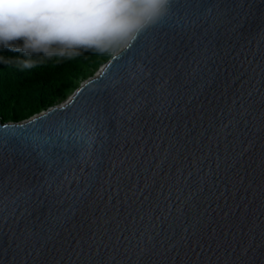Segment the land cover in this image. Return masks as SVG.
Instances as JSON below:
<instances>
[{
    "label": "water",
    "instance_id": "obj_1",
    "mask_svg": "<svg viewBox=\"0 0 264 264\" xmlns=\"http://www.w3.org/2000/svg\"><path fill=\"white\" fill-rule=\"evenodd\" d=\"M0 264H264V0H168L0 120Z\"/></svg>",
    "mask_w": 264,
    "mask_h": 264
},
{
    "label": "clouds",
    "instance_id": "obj_2",
    "mask_svg": "<svg viewBox=\"0 0 264 264\" xmlns=\"http://www.w3.org/2000/svg\"><path fill=\"white\" fill-rule=\"evenodd\" d=\"M168 0H0V47L33 55L73 58L81 49L113 54Z\"/></svg>",
    "mask_w": 264,
    "mask_h": 264
},
{
    "label": "trees",
    "instance_id": "obj_3",
    "mask_svg": "<svg viewBox=\"0 0 264 264\" xmlns=\"http://www.w3.org/2000/svg\"><path fill=\"white\" fill-rule=\"evenodd\" d=\"M111 55L91 49H81L73 58L33 55L36 66L25 69L23 52L0 47L1 122L20 121L58 103Z\"/></svg>",
    "mask_w": 264,
    "mask_h": 264
},
{
    "label": "rangeland",
    "instance_id": "obj_4",
    "mask_svg": "<svg viewBox=\"0 0 264 264\" xmlns=\"http://www.w3.org/2000/svg\"><path fill=\"white\" fill-rule=\"evenodd\" d=\"M125 42H126V41H125ZM123 44H124V43H123ZM119 48H120V47H119ZM116 51H117V50H116ZM101 65H102V64H101ZM101 65H100V66H101ZM100 66H99V67H100ZM99 67H98V68H99ZM98 68H97V69H98ZM85 79H86V78H85ZM85 79L80 80V82H82V81L85 80ZM72 92H73V90H72L70 93H68L67 96H66L64 99H62L61 101H59L58 103L64 101V100H65V99H66V98H67ZM56 104H57V103H56Z\"/></svg>",
    "mask_w": 264,
    "mask_h": 264
},
{
    "label": "bare ground",
    "instance_id": "obj_5",
    "mask_svg": "<svg viewBox=\"0 0 264 264\" xmlns=\"http://www.w3.org/2000/svg\"><path fill=\"white\" fill-rule=\"evenodd\" d=\"M125 43H126V42H125ZM125 43H124V44H125ZM124 44H123V45H124Z\"/></svg>",
    "mask_w": 264,
    "mask_h": 264
}]
</instances>
